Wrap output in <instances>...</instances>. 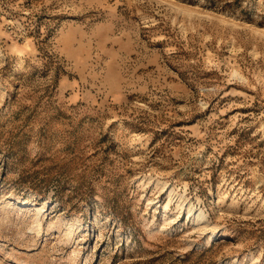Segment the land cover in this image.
<instances>
[{
  "label": "rangeland",
  "instance_id": "rangeland-1",
  "mask_svg": "<svg viewBox=\"0 0 264 264\" xmlns=\"http://www.w3.org/2000/svg\"><path fill=\"white\" fill-rule=\"evenodd\" d=\"M0 264H264V0H0Z\"/></svg>",
  "mask_w": 264,
  "mask_h": 264
},
{
  "label": "bare ground",
  "instance_id": "bare-ground-1",
  "mask_svg": "<svg viewBox=\"0 0 264 264\" xmlns=\"http://www.w3.org/2000/svg\"><path fill=\"white\" fill-rule=\"evenodd\" d=\"M205 218H206V216L204 214L199 213V215H198L199 220L205 219Z\"/></svg>",
  "mask_w": 264,
  "mask_h": 264
}]
</instances>
